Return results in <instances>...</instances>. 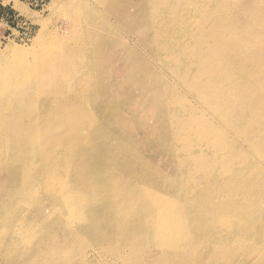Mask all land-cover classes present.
<instances>
[{
	"label": "rangeland",
	"instance_id": "rangeland-1",
	"mask_svg": "<svg viewBox=\"0 0 264 264\" xmlns=\"http://www.w3.org/2000/svg\"><path fill=\"white\" fill-rule=\"evenodd\" d=\"M220 20L228 25L222 28H227L228 34L235 35L234 37L230 36V39L241 40L243 43L241 50L245 53L250 51L252 53L247 57L237 58L233 55L234 51L229 45L230 50L223 58L224 65L233 63L230 70L232 67L235 69L243 65L245 74L247 73V76L251 77V82L258 83L259 80L260 83L264 70V27L260 25V22L264 21V0H210L207 9L202 12L201 19L205 27L203 33L206 37L215 26V29L219 28L217 23ZM194 35L195 32L192 37ZM87 42L94 45L92 50L95 57L93 67L95 84H97L94 91L88 94L90 96L87 95L88 107L91 109L88 110V115L100 119L97 123L98 126L111 127L117 136L122 137V142H125L126 139V142L131 145L130 152L135 151L138 155V159L131 158L130 153L126 154V151L122 149V165L130 164L128 168L122 166V202L127 200L126 191H131L143 202L145 199L148 201L158 199L161 203L166 200L167 196H174L181 199L180 210L187 215L188 235H176L172 239L166 237L158 250L152 253L148 250L145 251V255L151 258L147 264H161L160 261H169L161 256L163 253L172 254L173 260L176 261L179 259L182 261L187 257L193 261V264H264V135H257L261 129L259 126L257 130L255 125L256 131L251 133L253 135L247 134L246 137L241 135L240 132L245 130L249 133L251 129L249 117L239 115V119L237 118L236 122L230 125L231 121H228V117L237 114L242 107L229 109L227 119L222 120L212 108L206 107L203 101L198 100L182 82L178 81L173 71L163 65L164 73L174 85L164 88L162 91L164 93H157L152 86L153 79L146 75L147 65H140L137 62L138 55L141 54L142 57L150 59L155 67H161L154 58V46H146L145 42L140 40L135 33L128 31L123 27V24L118 23L115 16L99 0H0V60L14 57L12 56L13 51L10 49L11 44H14L15 48L23 49L30 60L45 64L46 61H50L49 48L52 45L64 48L69 56L77 57L82 46ZM192 43H195L194 37ZM88 64L86 60L78 62V65L84 69L86 65L88 67ZM125 65L126 67H124ZM103 68L106 69L103 70ZM239 72L241 75L244 74L242 70ZM117 74L122 75L120 76L121 80H118ZM174 86L181 94L189 98L193 103L192 106L183 107L181 104H177L175 107L171 106L173 97L170 95ZM87 89L88 79H84L67 88L66 91L86 93ZM219 92L214 90L208 98L215 99ZM132 93L134 94L132 95ZM129 96L133 97L129 98ZM51 97H54V94ZM131 101L132 103H130ZM146 102L148 106H145ZM249 103L248 105H250ZM248 105L243 107L248 108ZM121 107L122 109H120ZM113 108L117 109L119 113L122 110V124L114 121L116 116H112L109 120V117H105L102 112L110 111L108 114L110 115ZM127 111L129 113H126ZM148 111L149 113H147ZM153 112L156 115L152 114ZM194 112L205 114L216 130L209 135H205L204 130L200 128L180 131L179 119L184 118L185 114L191 115ZM64 118L71 121L69 119L73 116L67 114ZM127 119L130 120L127 122ZM81 126L73 129L76 136H79ZM125 131L126 133H124ZM183 133L194 139V144L186 146V148L195 149L201 145L204 151L200 152L199 156L204 160L213 158L211 161L215 162L213 168L206 171V173L210 172L212 178L216 180L215 188L209 183L204 184L201 187L202 191L196 195L194 203H189L188 193L192 186L200 185L202 180L197 181L198 185L195 184L196 182L189 185L190 174L194 173L195 176L197 170H195L194 160L191 166L188 162L183 163L185 158H190L188 151L182 149L184 147ZM148 136L151 139H147ZM254 136L262 138L256 145H250L247 139H253ZM212 138L217 144H224L219 141L224 138L229 144L228 149L232 148L225 151V155L219 154L218 157L214 154L215 149L209 145ZM84 146L85 156H87L85 161L90 160L89 154L92 155V153L88 149L90 148L88 141ZM166 146L167 149H165ZM231 150L234 154L230 152ZM144 151L145 153L149 152L144 154ZM228 155L233 156L231 159H234L236 165H240L245 157L249 156L248 159L252 165L241 169L233 167L230 171L234 174L229 176L223 166L224 162L230 158L227 157ZM76 158L78 159L72 164L71 171H68V177L72 183L83 184L80 183L81 174L86 170L83 169L78 173L75 171V167L79 169L80 160L84 158L78 156ZM132 168L140 173L128 174ZM47 171L48 169L42 168L38 161L30 160L22 174L26 178H31L33 174L44 176ZM144 171L149 173L148 176L151 177V181L154 180L155 185L144 186L141 182H139L141 185L137 184L136 180L139 179L137 176ZM11 173L6 169L0 170V177L5 178H0V181L5 182V185L14 184L11 182ZM202 175L203 171H201ZM124 178L127 183H131L133 186L127 184L123 180ZM162 179L166 181V185H160L163 183ZM217 189H221V192L217 195L210 194L212 202L205 198L204 193L208 194V190ZM1 190L2 187L0 188V264H144L145 261H141V256L136 260L137 257L134 253L137 250L135 248L123 246L120 243L121 246L118 244L114 246L117 237L105 235L102 240L95 241L93 244L87 235H62L60 232H62L65 222H60L54 230L56 232H52L50 235H13L11 228L15 227L11 213L15 210L11 207L21 205L26 209L30 205H28L26 197L13 198L6 203H1L3 192ZM42 190L37 181L30 187V191L35 194L42 193ZM229 193L232 194V198L227 204H222V198ZM43 203L48 208L51 205L46 200ZM46 207H43V212L48 210ZM155 210L158 208L155 207ZM44 223L45 221L37 222L33 226L42 228ZM204 231L209 235H204V238L201 239L202 242L198 244L197 238ZM239 242L242 245H238ZM98 243L106 245L107 248L98 246ZM117 247L119 249H116ZM114 249L116 250L114 251ZM156 258L159 259V262H156ZM90 261L91 263H89Z\"/></svg>",
	"mask_w": 264,
	"mask_h": 264
},
{
	"label": "bare ground",
	"instance_id": "bare-ground-1",
	"mask_svg": "<svg viewBox=\"0 0 264 264\" xmlns=\"http://www.w3.org/2000/svg\"><path fill=\"white\" fill-rule=\"evenodd\" d=\"M99 1L115 16L118 23L123 24V27L128 31L135 33L140 40L145 42L146 46H154V58L161 67H155L150 59L142 57L141 54L138 55L137 62L140 65H147L146 75L153 79L152 86L157 93L174 85L164 73L163 65L173 71L178 81L182 82L198 100L203 101L206 107L212 108L222 120L227 119L229 109L242 107L237 114L228 117V121H231L230 125H233L240 116L249 117L251 129L249 133L245 130L244 132L239 130L241 135L246 137L247 134L258 130L259 126L261 131L257 135H264V70L261 74V82L259 83L258 80L256 83L251 82V77H248L247 73L245 74L243 65L235 69L232 67L231 70L230 66L233 63L224 65L223 58L230 50L229 45L234 51L233 55L237 58L247 57L252 53L251 51L245 53L241 50L243 45L241 40L230 39V36L234 37L235 35L233 33L228 34L227 28H222L228 25L221 20L217 23L219 28L215 29V26L213 29H209L210 32L207 37L204 35L205 27L201 22L202 12L207 9L210 0ZM260 25L264 27V21H261ZM193 31L195 32L193 36L195 43H192ZM116 43L114 44L118 45ZM14 46V44L10 45L14 57L0 60V170L6 169L12 172L10 174L12 175L11 182L14 183L5 185V182L0 181V188L2 187L1 191H3L1 203H6L13 198L26 197L30 206L26 209L21 205L11 207L15 210L11 213L15 227L11 228L13 235H50L60 222H65L64 228L60 232L62 235H87L93 244L95 241L102 240L105 235L117 237V241L113 245L121 244L135 248L137 250L134 253L137 257L136 260L140 259L141 256V261H145L144 264H147L151 259L144 252L148 250L152 253L158 250L166 237L172 239L176 235H188L187 226L189 224L187 223V215L180 210L181 199L167 196L166 200L161 203L158 199L155 201L145 199L143 202L135 197L131 191H126L127 200L122 202V166L130 167L129 163L122 165V149L126 151V154L130 153L131 158L138 159V155L135 151L130 152L132 148L126 139L125 142H122V137L117 136L111 127L98 126L97 123L100 119L88 115V110H91L88 107L87 98L90 96L88 94L94 91L95 85L97 86L93 67L95 57L92 50L94 45L87 42L86 45L82 46L77 57L69 56L64 48L52 45L49 48L50 61H46L45 64L30 60L23 49ZM116 53L118 52L116 51ZM80 60L88 61V67L87 65L85 69L80 67L78 65ZM108 63L110 64V61ZM105 69L103 68V70ZM240 70L244 73L243 75L240 74ZM120 76L118 75V80ZM235 78L236 81H234ZM84 79H88L86 93L66 91L67 88ZM131 90L133 91V89ZM214 90L220 92L215 99L210 100L208 97ZM171 91L172 107L177 104H181L183 107L193 105L189 98L181 94L175 86L174 90ZM52 94L54 97H51ZM146 104L145 106H148ZM244 105L249 107H243ZM102 112L105 117H109V120L112 116H116L117 120L114 119V121L122 124V110L119 113L117 109H114L110 115H108L110 111L104 110ZM67 114L73 116L69 119L71 121L64 118ZM158 119L160 118L158 117ZM129 120L127 119V122ZM179 120L180 131L200 128L204 130L205 135H209L216 130V127L203 113L185 114V117ZM80 125H82L81 131L79 136H76L73 129ZM124 125L126 124L124 123ZM236 129L238 130V128ZM261 138L254 136L253 139H246L250 145H256ZM87 141L90 144L88 149L92 155L89 154L90 160L85 161L87 156H85L84 145ZM219 141L224 144L214 143V138L209 144L215 149L214 154L216 156L225 155V151L232 148L228 149L229 144L224 138L219 139ZM183 144L182 149L188 151V157H190L185 158L183 163L188 162L191 166L194 160L195 170H197L195 176L194 173L190 174L189 185H192V182L197 184L198 180H202L200 185L192 186L191 190L188 188L190 190L188 201L194 203L196 202V195L202 191L201 187L204 184L209 183L215 188L216 180L212 178L210 172L206 173L207 170L213 168L215 162L211 161L213 158L204 160L199 156V153L204 151L201 145L195 149L186 148V146L194 144V139L188 135L184 134ZM125 145L127 147H124ZM163 146L165 145L163 144ZM167 148L166 146L165 149ZM230 152L234 154L232 150ZM146 153L144 151V154ZM77 156L84 158L80 160L79 169L75 167V171L78 173L83 169L86 170L85 173L81 174L80 183L83 184L72 183L68 177V171H71L72 164L78 159ZM227 157L230 158L224 162L223 166L228 171L229 176L234 174L230 171L233 167L241 169L252 165L248 159L249 156H246L240 165L234 163V159H231L232 155ZM227 157L225 156V158ZM30 160L38 161L42 168L48 169L44 176L33 174L31 178L24 177L22 171ZM201 171H203L202 176ZM138 173H140L138 170L132 168L128 174L136 175ZM148 175L149 173L144 171L137 176L139 178L136 180L138 181L137 184L155 185L154 180L151 181V177ZM182 176L184 175L182 174ZM171 179L174 181L173 178ZM123 180L126 182V178ZM36 181L43 189L40 194L30 191L31 185ZM127 184L133 186L131 183ZM160 185H166V181L163 180ZM221 189L208 190V194L203 193L205 198L211 201L212 196L210 194L217 195ZM42 198L51 203L49 208L45 206ZM231 198L232 194L229 193L222 198V204H227ZM43 207L48 208V210L43 212ZM155 207L158 210H155ZM43 221L45 223L42 228L33 226L34 223H42ZM200 235L197 238L198 244L202 242L203 236L209 235V233L204 231ZM237 244L242 245L241 242ZM98 246L107 248L106 245L100 243ZM161 256L169 260L167 262L160 261L161 264H193V261L187 257L182 261L180 259L176 261L173 260L172 254L163 253ZM156 262H159L158 258H156Z\"/></svg>",
	"mask_w": 264,
	"mask_h": 264
}]
</instances>
